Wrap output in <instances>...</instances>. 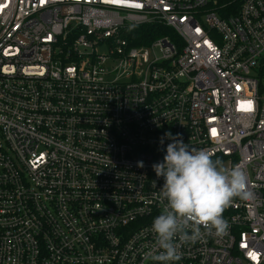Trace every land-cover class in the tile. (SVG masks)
<instances>
[{
    "label": "built area",
    "instance_id": "obj_1",
    "mask_svg": "<svg viewBox=\"0 0 264 264\" xmlns=\"http://www.w3.org/2000/svg\"><path fill=\"white\" fill-rule=\"evenodd\" d=\"M167 132L254 194L169 264H264V0H0V264H162Z\"/></svg>",
    "mask_w": 264,
    "mask_h": 264
},
{
    "label": "clouds",
    "instance_id": "obj_2",
    "mask_svg": "<svg viewBox=\"0 0 264 264\" xmlns=\"http://www.w3.org/2000/svg\"><path fill=\"white\" fill-rule=\"evenodd\" d=\"M165 139L171 141L166 154L161 162L152 165L164 183L157 195L163 207L151 226L161 251L151 259L169 264L180 259L177 237L194 243L201 236V228L217 236L225 235L229 228L223 217L225 209L234 198L249 201L254 194L239 165L225 167L222 160L212 158V153L185 143L179 133L174 136L167 132L159 143L163 145ZM138 167H144L143 161L138 162Z\"/></svg>",
    "mask_w": 264,
    "mask_h": 264
},
{
    "label": "trees",
    "instance_id": "obj_3",
    "mask_svg": "<svg viewBox=\"0 0 264 264\" xmlns=\"http://www.w3.org/2000/svg\"><path fill=\"white\" fill-rule=\"evenodd\" d=\"M131 35L134 37V39H137L138 41L141 40L142 42L148 44L153 40L165 35L174 36V32L164 25L152 23L140 26L139 28L135 29V31Z\"/></svg>",
    "mask_w": 264,
    "mask_h": 264
}]
</instances>
